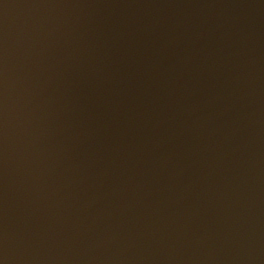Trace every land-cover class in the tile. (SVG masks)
<instances>
[{
	"label": "water",
	"instance_id": "1",
	"mask_svg": "<svg viewBox=\"0 0 264 264\" xmlns=\"http://www.w3.org/2000/svg\"><path fill=\"white\" fill-rule=\"evenodd\" d=\"M0 264H264V0H0Z\"/></svg>",
	"mask_w": 264,
	"mask_h": 264
}]
</instances>
